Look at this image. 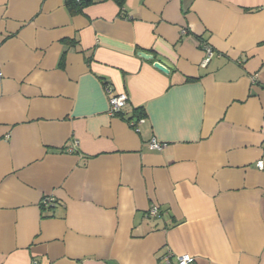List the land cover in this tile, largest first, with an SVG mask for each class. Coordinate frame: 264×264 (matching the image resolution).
Returning <instances> with one entry per match:
<instances>
[{
  "label": "crops",
  "instance_id": "0c3cea01",
  "mask_svg": "<svg viewBox=\"0 0 264 264\" xmlns=\"http://www.w3.org/2000/svg\"><path fill=\"white\" fill-rule=\"evenodd\" d=\"M261 158L264 0H0V264H264Z\"/></svg>",
  "mask_w": 264,
  "mask_h": 264
},
{
  "label": "built area",
  "instance_id": "2783aa9c",
  "mask_svg": "<svg viewBox=\"0 0 264 264\" xmlns=\"http://www.w3.org/2000/svg\"><path fill=\"white\" fill-rule=\"evenodd\" d=\"M203 50L205 51V58L202 62L203 66H206L208 62L211 60L214 51L212 47L207 43H202ZM105 89L109 94V114L112 116H120L124 111L128 104V95L126 92L116 93L113 91V88L110 85H105ZM144 121L143 117L139 118H131L128 119V124L133 127L135 130H138L139 125ZM166 143L159 142L156 138H151L149 141V147L151 150H163L166 146ZM68 152H74V147H68ZM256 166L258 169H264V159L261 158L256 162ZM42 206L43 207H51L54 204V199L52 196H46L42 199ZM160 212V209L157 206H153L149 212L148 216H157ZM172 255L167 254L165 259L168 264H172L171 261ZM177 264H196V258L191 254H183L177 256Z\"/></svg>",
  "mask_w": 264,
  "mask_h": 264
},
{
  "label": "trees",
  "instance_id": "16d2710c",
  "mask_svg": "<svg viewBox=\"0 0 264 264\" xmlns=\"http://www.w3.org/2000/svg\"><path fill=\"white\" fill-rule=\"evenodd\" d=\"M106 1H109V0H66V5L68 9L71 11V13L75 14V13H80L84 11V9L90 5L102 3ZM112 1H114L122 9L125 7L127 0H112ZM143 115L144 113L141 110V108H137L135 109L133 117L131 118H139V117H143Z\"/></svg>",
  "mask_w": 264,
  "mask_h": 264
},
{
  "label": "water",
  "instance_id": "95a60500",
  "mask_svg": "<svg viewBox=\"0 0 264 264\" xmlns=\"http://www.w3.org/2000/svg\"><path fill=\"white\" fill-rule=\"evenodd\" d=\"M139 55H140L141 57L145 58V59H148V60H154V59H155V57H154L153 54H149V53L144 52V51H141V52L139 53ZM154 66H155L156 68H158L159 70H161V71L167 73V74H169V73L171 72V71H170V68H169L168 66H166L164 63H162L161 61H158V60L155 61V62H154Z\"/></svg>",
  "mask_w": 264,
  "mask_h": 264
}]
</instances>
